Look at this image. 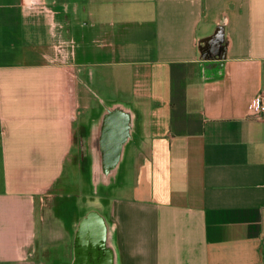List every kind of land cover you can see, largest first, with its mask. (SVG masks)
<instances>
[{
  "label": "crops",
  "instance_id": "1",
  "mask_svg": "<svg viewBox=\"0 0 264 264\" xmlns=\"http://www.w3.org/2000/svg\"><path fill=\"white\" fill-rule=\"evenodd\" d=\"M84 1L0 3V264H264V0ZM118 103L132 136L94 193L79 140Z\"/></svg>",
  "mask_w": 264,
  "mask_h": 264
},
{
  "label": "water",
  "instance_id": "2",
  "mask_svg": "<svg viewBox=\"0 0 264 264\" xmlns=\"http://www.w3.org/2000/svg\"><path fill=\"white\" fill-rule=\"evenodd\" d=\"M222 39V29H216L213 35L204 40L217 46L216 52L212 51V48H210V52L218 55L219 43ZM99 118L100 120L96 124L92 122L90 124L91 138L79 140L80 158H84L87 154L90 160V181L94 193L99 192L100 185L107 186L110 177L116 179L118 166L122 160L126 143L131 139L135 122L131 110L119 103L108 107L104 113L100 114ZM77 229L79 231L95 229L96 233L104 230L105 234H111L114 231V226L107 223L105 217L98 211H90L86 217L82 218Z\"/></svg>",
  "mask_w": 264,
  "mask_h": 264
},
{
  "label": "flooded vegetation",
  "instance_id": "3",
  "mask_svg": "<svg viewBox=\"0 0 264 264\" xmlns=\"http://www.w3.org/2000/svg\"><path fill=\"white\" fill-rule=\"evenodd\" d=\"M94 200L97 199V202L102 203L105 199L102 196H98V195H94ZM77 198L74 197V199H72L71 197H67L65 199H56L55 201V207L57 212L63 216V218L66 220V222L68 224H71V222L73 221V219L76 217V208L75 205L78 206V201H76ZM82 200V199H81ZM93 200V201H94ZM88 214V211H86V209H80L78 210V217L82 220L83 217H86V215ZM80 220V222H81ZM104 231V230H103ZM104 236V234H102ZM104 237H102L99 242L102 243L104 242L103 239ZM103 239V240H102ZM95 249L97 248V246H93ZM101 251V252H100ZM100 251H90V252H79L77 254V258L76 261H73V263L70 264H106V261L104 259V254H106L105 248L104 249H100ZM103 251V252H102Z\"/></svg>",
  "mask_w": 264,
  "mask_h": 264
},
{
  "label": "built area",
  "instance_id": "4",
  "mask_svg": "<svg viewBox=\"0 0 264 264\" xmlns=\"http://www.w3.org/2000/svg\"><path fill=\"white\" fill-rule=\"evenodd\" d=\"M249 118L264 121V92L257 93L250 101Z\"/></svg>",
  "mask_w": 264,
  "mask_h": 264
},
{
  "label": "rangeland",
  "instance_id": "5",
  "mask_svg": "<svg viewBox=\"0 0 264 264\" xmlns=\"http://www.w3.org/2000/svg\"><path fill=\"white\" fill-rule=\"evenodd\" d=\"M7 1H11V2H13V0H0V3H6ZM78 2L81 4V3H85V1L84 0H78ZM17 44V43H16ZM15 44V45H16ZM84 184V183H83ZM85 185V184H84ZM82 197V196H81ZM83 198V197H82ZM83 204V203H82ZM82 204H81V206H82ZM94 204L95 205H97V206H101V203H98L97 202V199L96 200H94ZM83 206H84V204H83Z\"/></svg>",
  "mask_w": 264,
  "mask_h": 264
}]
</instances>
